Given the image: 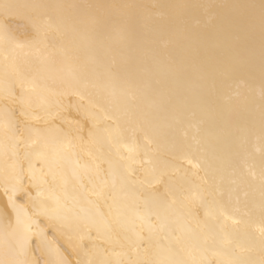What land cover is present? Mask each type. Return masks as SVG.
<instances>
[{"label":"bare ground","instance_id":"6f19581e","mask_svg":"<svg viewBox=\"0 0 264 264\" xmlns=\"http://www.w3.org/2000/svg\"><path fill=\"white\" fill-rule=\"evenodd\" d=\"M0 264H264V0H0Z\"/></svg>","mask_w":264,"mask_h":264}]
</instances>
